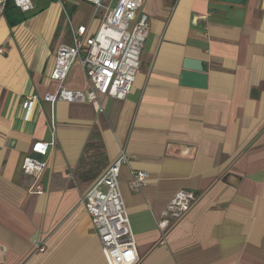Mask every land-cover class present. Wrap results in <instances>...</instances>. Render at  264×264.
I'll list each match as a JSON object with an SVG mask.
<instances>
[{
	"label": "crops",
	"instance_id": "1",
	"mask_svg": "<svg viewBox=\"0 0 264 264\" xmlns=\"http://www.w3.org/2000/svg\"><path fill=\"white\" fill-rule=\"evenodd\" d=\"M63 1L33 0L12 27L0 12V264H108L81 200L122 152L136 264H264V0H141L139 70L125 99L100 96L101 112L43 100L57 87L67 16L89 34L100 21L92 4ZM186 58L202 62L205 88L180 84ZM65 85L85 87L79 65ZM51 119L55 145L34 194L21 165L50 139ZM139 170L148 176L133 189ZM182 189L196 199L163 233L157 221Z\"/></svg>",
	"mask_w": 264,
	"mask_h": 264
},
{
	"label": "built area",
	"instance_id": "2",
	"mask_svg": "<svg viewBox=\"0 0 264 264\" xmlns=\"http://www.w3.org/2000/svg\"><path fill=\"white\" fill-rule=\"evenodd\" d=\"M82 1L92 4L100 12L99 25L93 34H89L85 24L74 25L67 16L70 40L58 46L50 72V79L57 83V87L53 92L46 93L43 100L51 105L57 101L90 103L96 111L101 112L100 96L123 100L131 92L140 66L141 50L148 35V19L145 15L137 16L141 0ZM12 2L22 12L34 8L33 0ZM5 3L6 0H0L1 13ZM3 51L0 48V52ZM75 63L85 77L86 85L82 89L65 85ZM38 100V95H28L24 99V107L30 108ZM49 133V140L32 144L31 151L35 156H26L21 165L23 173L34 178L29 188L34 194L43 192L40 177L46 167L44 158L55 145L56 124L53 119L49 123ZM126 162L127 157L122 152L94 181L81 200L108 264H136L138 261L135 237L119 186L120 168ZM147 176L145 171H136L131 179V188H141ZM195 199L193 191H177L162 211L157 227L164 233L191 208Z\"/></svg>",
	"mask_w": 264,
	"mask_h": 264
},
{
	"label": "water",
	"instance_id": "3",
	"mask_svg": "<svg viewBox=\"0 0 264 264\" xmlns=\"http://www.w3.org/2000/svg\"><path fill=\"white\" fill-rule=\"evenodd\" d=\"M227 3L240 4L244 0H219ZM184 70L181 72L180 84L205 88L207 75L204 72L202 62L197 59L186 58L183 63Z\"/></svg>",
	"mask_w": 264,
	"mask_h": 264
},
{
	"label": "trees",
	"instance_id": "4",
	"mask_svg": "<svg viewBox=\"0 0 264 264\" xmlns=\"http://www.w3.org/2000/svg\"><path fill=\"white\" fill-rule=\"evenodd\" d=\"M3 15L10 27L27 18V15L25 13L21 12L18 8L14 6L12 0H6ZM90 145L92 146V144H87L86 149H88Z\"/></svg>",
	"mask_w": 264,
	"mask_h": 264
},
{
	"label": "rangeland",
	"instance_id": "5",
	"mask_svg": "<svg viewBox=\"0 0 264 264\" xmlns=\"http://www.w3.org/2000/svg\"><path fill=\"white\" fill-rule=\"evenodd\" d=\"M73 67H76V70H77V68H78V65H77V63H75Z\"/></svg>",
	"mask_w": 264,
	"mask_h": 264
}]
</instances>
